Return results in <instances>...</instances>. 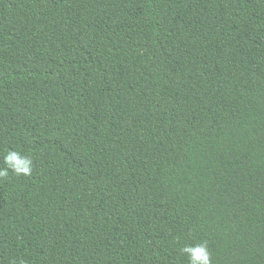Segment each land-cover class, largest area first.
I'll list each match as a JSON object with an SVG mask.
<instances>
[{
    "label": "trees",
    "instance_id": "16d2710c",
    "mask_svg": "<svg viewBox=\"0 0 264 264\" xmlns=\"http://www.w3.org/2000/svg\"><path fill=\"white\" fill-rule=\"evenodd\" d=\"M0 264H264V0H0Z\"/></svg>",
    "mask_w": 264,
    "mask_h": 264
},
{
    "label": "clouds",
    "instance_id": "9594fccd",
    "mask_svg": "<svg viewBox=\"0 0 264 264\" xmlns=\"http://www.w3.org/2000/svg\"><path fill=\"white\" fill-rule=\"evenodd\" d=\"M10 171L15 176H30L33 171L31 156L9 148L4 155L3 165L0 166V178H7ZM180 251L187 258L188 264H211V253L207 241H201L195 245L186 244ZM12 264L16 262L13 261ZM19 264H25V262L20 260Z\"/></svg>",
    "mask_w": 264,
    "mask_h": 264
}]
</instances>
